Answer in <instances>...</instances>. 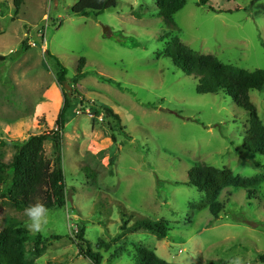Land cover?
<instances>
[{
  "label": "rangeland",
  "instance_id": "374dc122",
  "mask_svg": "<svg viewBox=\"0 0 264 264\" xmlns=\"http://www.w3.org/2000/svg\"><path fill=\"white\" fill-rule=\"evenodd\" d=\"M184 1L169 25L155 0H116L88 16L71 13L78 0H21L17 10L0 0V160L15 152L8 142L54 130L65 94L85 100L63 131L66 206L34 220L0 203V231L27 230L33 264H91L75 244L80 227L99 264H133L136 248L169 264H260L264 157L242 150L248 114L222 93L197 95V79L163 53L178 40L223 64L264 71V0ZM46 52L67 70L70 91L57 83ZM80 59L85 77L74 85ZM248 95L264 125V91ZM44 152L52 160V141ZM196 165L256 180L254 196L224 189L214 218L206 194L186 185ZM136 219L165 222L166 237L130 231Z\"/></svg>",
  "mask_w": 264,
  "mask_h": 264
},
{
  "label": "trees",
  "instance_id": "16d2710c",
  "mask_svg": "<svg viewBox=\"0 0 264 264\" xmlns=\"http://www.w3.org/2000/svg\"><path fill=\"white\" fill-rule=\"evenodd\" d=\"M17 10L21 0H12ZM233 1V0H225ZM116 0H78L72 7L71 13L75 16L97 15L115 7ZM158 16L167 24H173V16L183 9L184 0H155ZM206 5L205 0H200L199 6ZM168 34L163 37L167 38ZM23 50L27 44L22 43ZM46 56L52 58L56 67V81L59 85L69 82L67 70L55 57L48 52ZM164 58L172 61L173 65L186 76L197 79L195 93L197 95L222 93L237 107L243 109L249 117V127L242 139V150L247 154H258L264 157V125L258 118L249 99L250 91H264V71L252 72L232 65H226L213 56L201 55L192 51L178 40L165 48ZM85 60L80 59L76 73L71 78V83L85 77L83 68ZM110 82V80H106ZM84 98L76 91L72 95L65 94L63 105L57 115L54 130L50 133L30 135L25 141H10L15 152L11 160L4 163L0 160V203L5 202L15 210H25L35 206H42L45 211L63 209L66 206V191L61 160V144L63 131L70 116L82 110ZM104 112L120 124V118L110 109ZM114 140V139H113ZM52 141L53 158L45 156L44 143ZM186 185L195 188L200 193H205L209 200V213L216 218L220 212L218 197L226 188L247 190L249 199L254 196L256 180L246 179L234 175L230 170H218L205 165H196L187 174ZM264 209V204H263ZM128 223L125 221L124 225ZM125 231L124 226L121 228ZM130 231L144 230L157 239L162 240L167 235V227L163 221L149 219H136ZM29 232L23 228L7 227L0 231V264H33L27 257L25 242ZM49 240V239H48ZM48 240H45L47 242ZM35 243L32 255H40L42 250L36 248ZM75 244L79 256L99 264L98 255L90 250V244L84 239V228L80 227L75 234ZM116 256H111V259ZM260 264H264V253L258 255ZM133 264H169L159 258L153 251L136 248ZM208 264H225L224 262H209Z\"/></svg>",
  "mask_w": 264,
  "mask_h": 264
},
{
  "label": "clouds",
  "instance_id": "9594fccd",
  "mask_svg": "<svg viewBox=\"0 0 264 264\" xmlns=\"http://www.w3.org/2000/svg\"><path fill=\"white\" fill-rule=\"evenodd\" d=\"M45 211V209L42 206H35V207H31L29 209H26V214L30 217L33 218L34 220H38L37 218L40 217V215ZM32 227H34V229L36 231L40 230V225L39 223H34V225H32Z\"/></svg>",
  "mask_w": 264,
  "mask_h": 264
},
{
  "label": "water",
  "instance_id": "95a60500",
  "mask_svg": "<svg viewBox=\"0 0 264 264\" xmlns=\"http://www.w3.org/2000/svg\"><path fill=\"white\" fill-rule=\"evenodd\" d=\"M65 87L70 91V87L67 84H65Z\"/></svg>",
  "mask_w": 264,
  "mask_h": 264
}]
</instances>
